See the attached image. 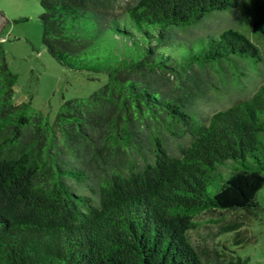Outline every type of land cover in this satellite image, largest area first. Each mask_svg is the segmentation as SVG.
Returning <instances> with one entry per match:
<instances>
[{
	"label": "trees",
	"instance_id": "trees-1",
	"mask_svg": "<svg viewBox=\"0 0 264 264\" xmlns=\"http://www.w3.org/2000/svg\"><path fill=\"white\" fill-rule=\"evenodd\" d=\"M41 3L47 52L109 79L51 124L14 100L0 28V264H249L192 232L253 214L264 187V0ZM213 87L228 107H205ZM213 221L215 239L252 238Z\"/></svg>",
	"mask_w": 264,
	"mask_h": 264
},
{
	"label": "rangeland",
	"instance_id": "rangeland-1",
	"mask_svg": "<svg viewBox=\"0 0 264 264\" xmlns=\"http://www.w3.org/2000/svg\"><path fill=\"white\" fill-rule=\"evenodd\" d=\"M128 1L120 0L121 4ZM0 10L7 18L0 28L3 27L1 35L7 64L17 74L14 86V100L17 104L31 100V110L42 111L53 124L65 101L91 95L108 81L104 72L64 67L47 52L42 39L44 27L39 18L43 12L41 0H0ZM243 13V10L215 12L203 26L196 28V32L202 34L224 29L234 21L243 19ZM251 83V86H256L254 81ZM215 89L208 88V100L212 105L203 101L205 107L208 110L228 107L230 103L220 105L216 100ZM247 95L251 96L252 93L248 90ZM234 97L237 95L234 94ZM178 141L172 140L170 143L177 146ZM257 201L253 214L238 209L200 215L198 219L202 226L192 232L193 239L201 243L203 237L208 236L211 244L217 243L220 248L226 245L234 255L249 259V264H264V187L258 191ZM221 218L223 222L243 220L246 223L242 227V231H245L243 235L251 236V240L236 243L235 231L223 232L215 239L210 233L217 231L219 225L213 220Z\"/></svg>",
	"mask_w": 264,
	"mask_h": 264
},
{
	"label": "water",
	"instance_id": "water-1",
	"mask_svg": "<svg viewBox=\"0 0 264 264\" xmlns=\"http://www.w3.org/2000/svg\"><path fill=\"white\" fill-rule=\"evenodd\" d=\"M7 18L5 17L4 13L0 10V26H3L5 24Z\"/></svg>",
	"mask_w": 264,
	"mask_h": 264
}]
</instances>
